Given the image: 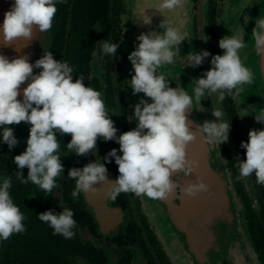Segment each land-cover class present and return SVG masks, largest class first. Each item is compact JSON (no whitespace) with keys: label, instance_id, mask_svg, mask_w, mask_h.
Returning <instances> with one entry per match:
<instances>
[{"label":"clouds","instance_id":"9594fccd","mask_svg":"<svg viewBox=\"0 0 264 264\" xmlns=\"http://www.w3.org/2000/svg\"><path fill=\"white\" fill-rule=\"evenodd\" d=\"M67 0H14L11 9L0 25V43L13 45L18 39L31 41L34 33L47 32L57 12V4ZM184 0H160V10H175L183 7ZM245 24L249 18L245 17ZM159 28L163 32L141 33L135 50L128 56L134 75L129 81L132 94H144L134 106V115L129 117L138 121L134 130L117 135L118 129L106 112L101 93L85 86L79 76L73 82V68L64 61H57L51 51L35 63L27 56L9 59L0 55V141L11 150L19 140L9 125L25 122L30 127L26 150L13 157L18 167L16 179L27 185L30 182L45 193H51L60 186L57 178H63L65 171L61 156L58 154L60 141L57 133L71 134L67 149L77 156L87 155L97 150V141H115L119 149H111L103 161L111 163L115 159L119 176L109 180L108 169L100 160L89 162L82 168L73 167L68 177L75 181L71 193L75 200L81 193H95L97 185L108 184L105 195L115 201L121 193H132L136 197L146 196L152 200H167L177 195L195 197L200 192H208L209 186L199 177L197 182L181 186L172 179L174 173L185 176L193 174L198 162L189 160L187 146L196 139L191 130L188 113L194 101L201 102L207 95L217 94L219 101L235 97L252 85L254 73L242 63L241 50L248 44L244 41V28L235 25L229 28L231 34L219 40L223 55L211 56L203 50L190 52L185 66L196 68L211 56V69L199 78H193L192 95L185 88L170 86L172 74L158 72L163 66L174 65L180 53L179 45L185 41L184 35L166 20ZM251 38L255 52L264 57V16L255 20ZM119 44L103 40L99 58L115 57ZM34 69H41L34 74ZM27 86L22 90L21 85ZM245 115L255 113L254 119L264 124V107L251 113L244 109ZM216 118L197 126L206 142L218 145L229 140L231 124L223 119L221 110L211 111ZM246 149V160L239 162L237 180L255 176L256 183L264 186V130H250L249 140L241 142ZM118 153H122L118 154ZM27 168V177L22 169ZM11 177L0 176V243L13 234L26 231L25 217L14 203L10 194ZM59 213L49 210L38 215L40 221L53 229V235L72 239L76 233L74 211L63 207Z\"/></svg>","mask_w":264,"mask_h":264},{"label":"flooded vegetation","instance_id":"af4514ba","mask_svg":"<svg viewBox=\"0 0 264 264\" xmlns=\"http://www.w3.org/2000/svg\"><path fill=\"white\" fill-rule=\"evenodd\" d=\"M142 5L140 0H67L57 4L53 56L73 68V82L81 76L85 86L101 93L106 112L118 129L117 135L136 128L138 121L130 122L129 117L134 115V106L140 99L146 98L143 93L132 94L129 81L134 70L128 56L139 43L137 37L141 33L163 31L159 28L161 18L152 16L151 12L145 15ZM226 10V0H193L190 4L192 53L206 50L211 56L223 55L224 50L219 47V21L226 16ZM103 40L119 44L115 57L101 59L93 55L100 52ZM211 56L202 65L191 67L194 78L211 69ZM173 68L171 74L176 77ZM163 72L169 73L168 66L163 67ZM169 80L170 86L176 88L178 79L169 77ZM179 86L183 87L180 83ZM249 89V85L245 86L243 95L226 97L224 101H219L217 94H206L202 102L212 121L216 118L211 111L218 109L224 113L223 119L232 125L229 140L220 145V150L242 206L239 233L246 235L252 248L251 264H264V186L256 183L254 175L236 179L239 162L246 160V149L241 148V142L248 141L249 132L254 129L246 118L240 117L244 115V99ZM146 99L151 102L150 98ZM256 103L264 107V99ZM9 127L14 129L19 143L10 150L0 141V176L11 177L9 191L25 217L26 231L0 243V264H201L202 261L197 263L198 259H209L211 263V258L216 257L219 258L216 264H226V258L231 257L230 232L223 229L214 214L204 211L214 208L212 204L186 203L177 195L175 204L181 212L175 226L168 211L160 212L159 225L152 219V208L157 204L154 201L158 200L121 193L112 201L105 195L108 184L97 185V192L81 193L74 200L71 193L75 181L68 177L69 169L82 168L101 159L108 169L109 180L115 181L119 176L114 158L111 163L103 161L111 149H119L115 141L98 139L96 151L77 156L66 146L71 134L57 133L58 154L65 168L63 178H57L60 187L45 193L31 182L20 183L16 179L19 169L13 157L26 150L31 125ZM22 171L27 177L28 169ZM65 206L74 211L76 235L72 239L53 235V229L38 218L40 213L49 210L59 213ZM158 226H161L160 231ZM158 232H162L161 235Z\"/></svg>","mask_w":264,"mask_h":264},{"label":"water","instance_id":"95a60500","mask_svg":"<svg viewBox=\"0 0 264 264\" xmlns=\"http://www.w3.org/2000/svg\"><path fill=\"white\" fill-rule=\"evenodd\" d=\"M192 2L193 0H184L183 7L169 11L160 10L158 8L160 0H140V5L144 4V7L143 5L141 7L145 15L148 16L150 12L152 16L157 15L161 18L158 19L160 24L162 21L166 20L184 35L185 41L179 45L180 53L176 56L175 68L171 65L168 66V69L171 73V68H173V75L178 77V83H180L190 95L193 94L192 89L194 85L192 82L194 77L191 67L185 65L188 61L187 55L192 52V32L190 24V4ZM226 2V16L222 17L219 21L220 35L221 38L230 35L231 32L229 28H234L238 23L244 28V41L248 44V47L241 50V59L242 63L252 70L255 80L252 85H249L250 89L246 94V99H244L243 110L247 109V112L251 113L260 108V105L257 104L256 101H258V99H264V93H262L264 92V57L256 54L254 40L251 38L256 18L260 15L264 16V0H226ZM13 3L14 0H0V25L4 22V14L11 9ZM202 7L203 6H201V12H203ZM56 16L57 12L52 21V28L47 32L34 33V37L31 41L21 38L14 41L13 45H4L0 43V55H4L10 60L27 56L29 62L35 63L36 60L40 59L45 54V51L52 52L55 41L54 26L56 23ZM245 17L249 18L247 24H245ZM146 30L147 32L149 31L148 28H146ZM161 32L163 31L161 30ZM163 67L158 69V71L163 72ZM39 71H41V69H34V74H38ZM27 83L28 82H25L21 85V96L18 97V99L22 100V90L27 86ZM254 116L255 113H251L244 118L250 122L252 128L264 130V126H260V123L256 122ZM188 120L190 121V127L195 133L196 139L188 144L187 155L189 160L197 161L198 166L195 168L193 174L183 176L182 173L177 172L173 174L172 179L178 181V184L183 187L190 183L197 182V178L199 177L209 186L208 192H200L195 197L184 195L181 196V198H183V201L186 203L214 205V208H206L204 211L214 214L215 218L222 222L223 229L230 232V239L232 242H237L236 244L232 243L233 249L231 257L226 258V264H251L252 248L246 235L244 233H239V227L241 226L240 211L242 206L236 195L228 163L221 153L220 145L214 142H206L197 128V126L202 125L205 121H212L211 118L206 115L202 101L200 103L194 101V107L188 113ZM23 123L25 122L11 126L17 128ZM176 198L177 196H174L167 200L154 201L157 202L158 205L156 204V206L152 208V210H154L152 219L155 220L157 225L160 224L157 221H161L160 212L164 210L170 213L169 219L177 226L176 224L179 220L181 211L176 207ZM172 226L174 228V225ZM158 228L160 231L161 226H158ZM158 234L161 235L160 232H158ZM173 245H175V242H173ZM211 259V263L209 259L204 260L203 258L198 259L197 263L202 261L201 264H216L219 258L216 257Z\"/></svg>","mask_w":264,"mask_h":264},{"label":"rangeland","instance_id":"374dc122","mask_svg":"<svg viewBox=\"0 0 264 264\" xmlns=\"http://www.w3.org/2000/svg\"><path fill=\"white\" fill-rule=\"evenodd\" d=\"M23 124H26V123H23ZM22 126V125H21ZM160 233H162V232H160Z\"/></svg>","mask_w":264,"mask_h":264}]
</instances>
